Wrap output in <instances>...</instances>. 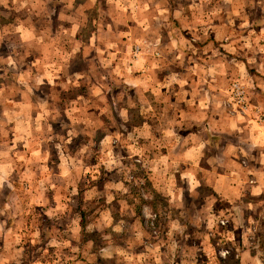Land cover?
<instances>
[{
    "label": "rangeland",
    "instance_id": "obj_1",
    "mask_svg": "<svg viewBox=\"0 0 264 264\" xmlns=\"http://www.w3.org/2000/svg\"><path fill=\"white\" fill-rule=\"evenodd\" d=\"M75 2L66 8L63 0H0V164H19L14 179H0V264H236L243 249L264 264V211L253 208L248 195L238 199L243 207L236 218L228 217L226 205L199 211L212 194L190 185V174L223 164H206L200 156L189 167L196 154L187 156L184 138H174V77L178 82L187 75L186 63L174 74V26L163 27L161 39L144 47L147 59L158 60L161 51L168 66L163 73L150 71L152 84L166 78L171 84L135 88L122 76L129 67L142 74L137 58L144 43L128 44L125 58L114 59L120 66L107 68L97 57L99 38L92 40L105 14L144 1ZM117 21L109 23L124 28ZM187 30L180 33V64L200 54L194 44L204 45L192 44ZM226 38L222 46L207 45L220 48L221 62L239 75L227 78L224 106L243 117L249 109L257 113L250 108V92L256 97L250 81L264 80V53L239 67L245 51ZM236 83L245 91V110L233 100ZM254 119L263 121L264 112ZM224 165L241 174V164ZM231 225L242 230L235 240ZM176 238L184 245L183 259ZM187 242L195 245L187 249Z\"/></svg>",
    "mask_w": 264,
    "mask_h": 264
},
{
    "label": "crops",
    "instance_id": "obj_2",
    "mask_svg": "<svg viewBox=\"0 0 264 264\" xmlns=\"http://www.w3.org/2000/svg\"><path fill=\"white\" fill-rule=\"evenodd\" d=\"M63 1L66 8L73 3V7L76 6L75 0ZM143 1L144 3H139L136 7L129 5L128 9L121 6L119 11L111 12L109 16L105 14L106 18L98 23L100 24L99 36L92 40L94 42H97L98 38L100 40L97 51L102 54H97L98 60L101 63L105 61L104 67L107 68L120 66V62L115 64L114 59L121 58L123 60L125 52L129 50L128 44L141 41L144 43L143 53L141 51L139 55H142L140 59H145L140 61L137 58V62L140 67H143L142 74H131L132 67L126 64L129 69L124 70L127 76H122L123 83L132 85V87L135 85V88L145 85L151 88L154 84L158 86L166 83L171 84L168 82V78L164 81L156 79L152 84V80L148 78L150 71H155L158 74L163 73L168 71V66L160 59L163 55L161 51L157 52L158 60L155 59L152 62L147 59L144 47L150 40L159 41L161 39L163 27L167 25L170 30L174 26V74H179L180 67H182L179 65L185 63L187 73L180 77L178 82H175L178 76L174 77V92L177 90L176 95H178L174 97L173 103L174 138H184L187 156L196 154L195 157L189 158V167H195V161H202L200 156L206 158L205 160L208 161L206 164H223L221 168L201 167L199 168L201 172L194 171L190 174L191 181L194 182L190 185L195 187L198 184L208 187L212 194V197L203 199V206L199 207V211L209 214V212H214V208L219 205H226L224 207H226V211H229L230 216L228 217L236 218V216H240L237 210H241L243 207L238 204L240 201L238 199L245 195L254 201L253 208H257L258 212L264 211V120L257 122L254 119L258 114H261V110L264 112V80H256V85L250 81V86L254 89L256 96L255 99L252 96L253 91L250 92L247 84L252 103L250 108L259 109L257 113L249 109L244 112L246 116L243 117L237 113L228 112L224 106L227 101V95L224 92L227 87L226 83L229 81L227 78L238 74L235 70H228L224 62H221L223 59L220 58L222 55L219 56L220 48H207V45L210 44L215 47L222 46L221 41L228 40L226 36L236 39L235 41L238 43L235 45L242 46L245 51L242 55L244 61L237 63L239 67H241L240 64L247 67L246 61L254 60V56L259 52L264 53L262 50L264 46L258 45V42L264 41V0H186L185 4L177 1L172 3L169 0V2L165 1L167 6L162 4V0ZM165 13L169 19H165ZM119 19L120 21L117 23L123 25L122 29L114 28L112 23H109V21L114 23ZM232 26H236L234 30ZM167 28L164 30L167 31ZM182 29H188L186 36L189 41L193 42L192 44L200 40L204 45L194 44L200 49L198 52L200 54L189 58V62L186 56L180 64L176 57H180L178 52L181 50L179 39L182 38L180 35ZM122 31H125L126 34H123ZM116 41L118 42L117 49L115 48ZM244 42L246 43L244 44ZM230 45L234 44L230 43ZM217 57L216 64L211 65L215 62H211V59L214 60ZM232 61L237 62L236 58L227 62L231 63ZM208 71L211 73L208 74ZM206 75L211 76V79L205 78ZM175 83H179L177 84L179 86H175ZM206 85L209 90H205ZM3 152L4 150L1 153ZM224 164H241V174H236V170H231ZM18 168L19 164H0V179H14L13 173L17 174ZM244 175L248 176L249 181L245 180ZM186 176L188 177L189 174ZM227 206H230V210ZM235 222L233 219V223ZM182 231L181 226H175L174 234L176 236H180ZM229 231L234 240L242 232L235 225H231ZM174 242H177L176 254L178 258L183 259L180 251H183L184 245L178 238ZM236 243L238 244L239 241L237 240ZM186 244L187 249L195 245L190 242ZM233 250L237 251L238 248L234 247ZM237 255L236 264H257V261L259 264H263L259 257L250 250L243 249ZM192 262L195 261L192 260Z\"/></svg>",
    "mask_w": 264,
    "mask_h": 264
},
{
    "label": "built area",
    "instance_id": "obj_3",
    "mask_svg": "<svg viewBox=\"0 0 264 264\" xmlns=\"http://www.w3.org/2000/svg\"><path fill=\"white\" fill-rule=\"evenodd\" d=\"M232 97L235 103L242 108L243 110L246 109V100H245V91L239 84L232 85ZM224 224V222H222ZM263 243H264V227H263Z\"/></svg>",
    "mask_w": 264,
    "mask_h": 264
},
{
    "label": "clouds",
    "instance_id": "obj_4",
    "mask_svg": "<svg viewBox=\"0 0 264 264\" xmlns=\"http://www.w3.org/2000/svg\"><path fill=\"white\" fill-rule=\"evenodd\" d=\"M221 255H227V253H221ZM257 264H259V261H257Z\"/></svg>",
    "mask_w": 264,
    "mask_h": 264
}]
</instances>
